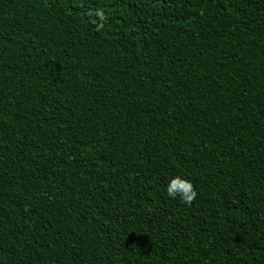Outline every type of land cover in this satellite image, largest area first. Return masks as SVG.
I'll return each mask as SVG.
<instances>
[{
	"label": "trees",
	"instance_id": "trees-1",
	"mask_svg": "<svg viewBox=\"0 0 264 264\" xmlns=\"http://www.w3.org/2000/svg\"><path fill=\"white\" fill-rule=\"evenodd\" d=\"M0 264H264V0H0Z\"/></svg>",
	"mask_w": 264,
	"mask_h": 264
},
{
	"label": "clouds",
	"instance_id": "clouds-1",
	"mask_svg": "<svg viewBox=\"0 0 264 264\" xmlns=\"http://www.w3.org/2000/svg\"><path fill=\"white\" fill-rule=\"evenodd\" d=\"M94 15L95 19L92 20V23L95 24L97 28L102 27L105 21L103 11H96ZM166 195L170 199H179L183 204L191 205V203L197 198L198 192L190 180L175 176L168 182Z\"/></svg>",
	"mask_w": 264,
	"mask_h": 264
}]
</instances>
